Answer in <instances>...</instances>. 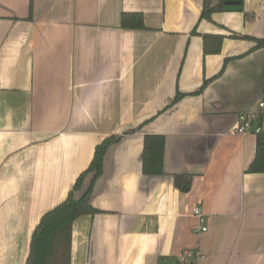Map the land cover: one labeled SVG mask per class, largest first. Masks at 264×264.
<instances>
[{"label": "crops", "instance_id": "obj_1", "mask_svg": "<svg viewBox=\"0 0 264 264\" xmlns=\"http://www.w3.org/2000/svg\"><path fill=\"white\" fill-rule=\"evenodd\" d=\"M229 2L0 0V264H26L42 216L115 135L71 264H264L257 136L234 132L264 97V0ZM124 13L145 28H124ZM206 34L225 37L220 53H205ZM150 135L165 138L162 176L143 173ZM185 250L203 258L181 263Z\"/></svg>", "mask_w": 264, "mask_h": 264}, {"label": "trees", "instance_id": "obj_2", "mask_svg": "<svg viewBox=\"0 0 264 264\" xmlns=\"http://www.w3.org/2000/svg\"><path fill=\"white\" fill-rule=\"evenodd\" d=\"M236 1L240 4L243 0ZM215 9L205 7L202 17L211 18ZM122 26L129 29H144V19L141 13H124ZM224 36L219 34L204 35V51L208 54H218L221 51ZM251 39L250 37H242ZM258 47H264V39L255 40ZM183 94L177 93L174 102ZM130 131L129 133H133ZM128 133V134H129ZM257 136L255 158L247 172L250 174H264V131ZM120 135L107 137L96 146L92 162L88 169L77 179L67 198L55 208L47 211L35 228L30 245V252L26 264H71L73 226L82 216L100 213L90 202L94 182L103 174L104 159L111 146L119 142ZM165 138L160 135L146 136L143 152V173L146 176L164 175ZM92 176L90 186L84 190L87 177ZM192 177L177 175L175 184L183 191L190 189Z\"/></svg>", "mask_w": 264, "mask_h": 264}, {"label": "built area", "instance_id": "obj_3", "mask_svg": "<svg viewBox=\"0 0 264 264\" xmlns=\"http://www.w3.org/2000/svg\"><path fill=\"white\" fill-rule=\"evenodd\" d=\"M264 131V97L258 103L257 110L245 111L239 114L237 123L234 128L235 134L246 137L250 135H258ZM193 215L198 219L200 228L199 231L205 233L208 231L206 226V215L200 207L193 209ZM203 256L193 250H185L181 257L180 262L186 263L190 259L200 260Z\"/></svg>", "mask_w": 264, "mask_h": 264}, {"label": "water", "instance_id": "obj_4", "mask_svg": "<svg viewBox=\"0 0 264 264\" xmlns=\"http://www.w3.org/2000/svg\"><path fill=\"white\" fill-rule=\"evenodd\" d=\"M241 9H242L241 4L236 1L229 2L225 7V11L228 12L240 11Z\"/></svg>", "mask_w": 264, "mask_h": 264}, {"label": "rangeland", "instance_id": "obj_5", "mask_svg": "<svg viewBox=\"0 0 264 264\" xmlns=\"http://www.w3.org/2000/svg\"><path fill=\"white\" fill-rule=\"evenodd\" d=\"M88 178V177H87Z\"/></svg>", "mask_w": 264, "mask_h": 264}]
</instances>
